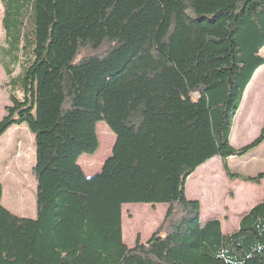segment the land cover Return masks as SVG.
I'll return each mask as SVG.
<instances>
[{
    "label": "trees",
    "instance_id": "obj_1",
    "mask_svg": "<svg viewBox=\"0 0 264 264\" xmlns=\"http://www.w3.org/2000/svg\"><path fill=\"white\" fill-rule=\"evenodd\" d=\"M2 3L3 30L19 45L25 20L34 22L23 98L10 95L0 138L23 124L35 135L37 207L34 218L13 213L0 183V264H264V201L225 233L219 219L202 223L200 201L187 196L188 178L214 157L230 179L264 177L228 164L264 142V128L243 148L230 140L264 65V0ZM99 122L116 141L88 177L79 160L99 149ZM127 203L168 205L132 247Z\"/></svg>",
    "mask_w": 264,
    "mask_h": 264
},
{
    "label": "rangeland",
    "instance_id": "obj_2",
    "mask_svg": "<svg viewBox=\"0 0 264 264\" xmlns=\"http://www.w3.org/2000/svg\"><path fill=\"white\" fill-rule=\"evenodd\" d=\"M21 14V12H19ZM24 13H27V11ZM23 13V14H24ZM19 14V15H20ZM4 15V4L0 0V121L5 116V107L11 105L10 95L13 94L18 98H23L22 82L26 74V71L33 59V43L30 42V38L33 39L34 22L30 16L25 20V25L22 28V40L19 43L16 41L14 34L10 33L9 37L3 30L2 18ZM26 16L13 19L11 23L12 29L19 27L20 23L24 21ZM264 56V49L262 50ZM262 81V82H261ZM258 86L253 91L256 97L260 98L261 107L260 112L264 110V81L263 78L257 83ZM250 89L248 88L243 99L244 105L248 101L250 95ZM252 93V92H251ZM252 97V96H251ZM242 117V114L241 116ZM257 117V116H256ZM242 119V118H239ZM237 122L236 118L234 120ZM109 129L111 134L107 136L105 130ZM255 132H250L252 137ZM97 135L99 139V149L94 154H84L82 159V168L85 174L90 177L103 168L106 160L112 155V148L114 144L115 134L109 128L105 122H99L97 124ZM236 148H243L249 144L247 141V129L245 130L242 124L239 126L236 140H234ZM264 146L256 147L247 151L242 156L230 157L229 167L232 172L239 173L243 176L252 174L253 162H248L252 154H261ZM221 159V158H217ZM102 161V162H101ZM221 161V160H220ZM98 163V166H97ZM220 162L213 163V171L219 170L222 172L223 167ZM255 163V162H254ZM257 163V162H256ZM36 165V144L35 135L23 124L20 126L11 127L0 138V183L3 185L4 193L2 203L3 205L15 214L34 218L36 216V197H37V179L34 172ZM217 169V170H216ZM218 174V173H217ZM257 174L258 173H253ZM219 182V206L221 201L225 204L226 197L231 192L229 183V177L225 172L221 173ZM204 176L201 173H193L188 180H191L188 190L190 193L197 194V196L208 199L209 195L204 189L202 183ZM205 178H209L205 176ZM208 183L210 180L208 179ZM151 207L152 213L150 220H142L140 216L144 213L142 207ZM204 206L207 209L208 205L204 202ZM225 206V205H224ZM167 205L149 203H127L123 206V237L124 242L132 247L135 244L138 235H141L142 241H146L149 236L161 225ZM204 210L205 220L208 211ZM242 210V209H240ZM238 210V212L240 211ZM231 216V214H228ZM239 216H233V218L223 220V228L226 226H236L239 222ZM149 220V221H148ZM152 226V227H151ZM225 226V227H224ZM227 232V231H226Z\"/></svg>",
    "mask_w": 264,
    "mask_h": 264
},
{
    "label": "crops",
    "instance_id": "obj_3",
    "mask_svg": "<svg viewBox=\"0 0 264 264\" xmlns=\"http://www.w3.org/2000/svg\"><path fill=\"white\" fill-rule=\"evenodd\" d=\"M262 78L264 81V65H262L256 71L251 83L248 86V88L251 90L250 95L248 97V101H247L246 105H244V102L242 101V104H241V106L238 110V113L236 115L237 122H236V124L234 122L231 137H230L231 144L233 146H235L234 140H236L237 132H238L239 126L241 124L245 130L247 129V141H249V143H251L253 140H255L261 134V132L264 128V110L262 112H260V107H261L260 98L256 97L255 93L253 94V91L258 86L257 83ZM241 114H242V117H240ZM239 118H242V119H239ZM252 131L253 132L257 131V132H255V134L252 137H250V132H252ZM115 141H116V136L114 139V144H115ZM261 146H264V142H262L257 147H261ZM252 152H255V153L252 154V157L248 162H253V167H254L253 169H255L253 171H256V172H252V174L244 176V177L256 176V174H253V173H258L257 175H259V174L264 175V150H263V152H261V154L256 153V151H252ZM217 158L218 157H214V158L210 159L209 161H207L206 163H204L203 165L198 167V169L194 172L195 174H197L199 172L204 176L202 178L203 179L202 183L205 186L204 189L207 191L209 198L208 199H206V198L202 199L201 197L197 196V194L190 193L188 190V187L190 185L191 180H188V182H187V196L191 200L200 201V203H201V219L204 218L203 214H204V210L206 209L204 206V202L206 203V205H208V207L206 209V211H208V213L206 215L205 220H202V223H205L206 221L211 220V219H219V220H221L222 228H223V220L224 219L225 220H227V219L231 220V218H233L234 215L235 216L240 215L239 222L236 224L235 227H234V225H232V226L228 225V226H226V228H223V231L225 233H232L239 228L240 221H241L242 217L245 214H247L254 206H256L257 204L264 201V177L261 178L258 182L245 181L241 178H236V179H230L229 178L231 192L228 193L229 195L226 197L225 204H223V202L221 201V206H219L218 205L219 204V194H218L219 182H218V179L221 178V176H222L221 173L223 174V172H225V170L223 167L222 159H217ZM231 158L228 159V164H229V160ZM218 161L220 162L219 164L221 165V167H223V170H221L222 172H220V173H219V170H217V169H216L217 171H213V163L218 162ZM79 163L82 166V159L79 160ZM225 174H226V172H225ZM205 176H207L209 178H205ZM241 176H243V175H241ZM208 179L210 180V183H208ZM167 207H168V205H167ZM150 208L151 207L143 206L142 211L143 212L148 211V212L152 213V209H150ZM240 209H242V210H240ZM238 210H240V211L238 212ZM166 211H167V208H166ZM165 214H166V212H165ZM228 214H231V216ZM151 235L149 236V238L151 237ZM149 238H147V240ZM146 241H142V242H146Z\"/></svg>",
    "mask_w": 264,
    "mask_h": 264
},
{
    "label": "water",
    "instance_id": "obj_4",
    "mask_svg": "<svg viewBox=\"0 0 264 264\" xmlns=\"http://www.w3.org/2000/svg\"><path fill=\"white\" fill-rule=\"evenodd\" d=\"M113 148H114V145H113ZM113 148H112V150H113Z\"/></svg>",
    "mask_w": 264,
    "mask_h": 264
}]
</instances>
